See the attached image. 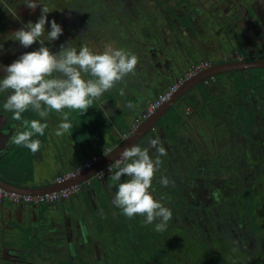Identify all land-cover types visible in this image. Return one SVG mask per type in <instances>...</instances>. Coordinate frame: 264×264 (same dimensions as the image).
I'll list each match as a JSON object with an SVG mask.
<instances>
[{
  "label": "flooded vegetation",
  "instance_id": "obj_1",
  "mask_svg": "<svg viewBox=\"0 0 264 264\" xmlns=\"http://www.w3.org/2000/svg\"><path fill=\"white\" fill-rule=\"evenodd\" d=\"M13 1L0 0V7ZM131 1L137 4L136 12L132 13L135 19L128 20L134 25L135 37L124 35L128 23L119 16L123 9L121 0H84L79 1L78 7H72L73 4L67 1L68 7L60 3L59 10L51 11L62 34L55 41H47L50 24H45V36L41 40L53 53L67 44L77 50L82 45L93 49L89 43L93 41L91 34L97 36L110 26L119 32L123 41L130 39L133 54L138 57L135 78L139 80L136 89L140 95L134 96L145 107L143 112L161 91L179 76L194 70L196 65H201V69L220 64L234 67L235 70L215 75L212 81L208 79L205 84L210 85L209 91H204L202 83H198L185 92L187 96L176 99L169 107L171 110L167 109L145 137L143 147L148 146L150 138L158 136L168 152L164 161L168 162L169 172L163 176L175 184V189H170L168 197L159 201L174 207V217L167 230L158 233L155 222L145 225L140 215L129 219L122 211H115L109 204L104 184L116 171L114 166L103 178L94 176L93 179L97 182L93 189L101 188L100 200L109 204V214L104 211L103 219L97 220L100 232L95 234L80 218L78 205L63 204L71 195L41 204L42 210L27 207L24 213L12 209L13 205L22 202L0 199V264H125L128 254L133 252L139 258L137 264H171L167 251L169 253L178 243L177 239L189 247L175 264H264V236L253 237L249 227L248 234L245 223L239 219H245L246 215L240 212L230 216L222 205L223 197L239 199V196L243 197L240 193L247 189L252 193L253 206L260 208L258 217L264 214V0ZM58 15L65 16L64 20ZM19 24L21 22L16 29L12 24L11 27L0 24L3 29H0L2 66L40 47L39 42H35L24 48L11 39V33L22 27ZM169 30L179 36L178 41L172 40L174 36L168 34ZM170 41L174 50L168 47ZM105 47L102 44L99 50L103 51ZM5 75L0 67V79ZM178 88L170 96L179 91ZM6 95V91H0V181L8 185H26L35 177L38 183L44 180L43 175L54 173L65 163L58 159L60 137L54 134L61 113L48 109L49 116L45 120L49 127L44 135L32 137L40 141L34 160L44 157L43 163L36 167L31 179L26 180L28 169H21V179H16L18 173L10 159L24 145L12 144L10 138L25 120L21 124L15 123L12 113L4 110ZM101 99L103 103L104 95ZM63 110L70 115V120L72 114L76 116L75 109ZM28 111L33 114L28 121L41 119L31 108ZM132 124L129 132L133 130ZM72 134L75 135L74 131ZM64 141L67 142L66 138ZM215 162H219L220 170L215 167ZM189 173H196L198 178L190 179ZM217 189L221 193L219 199L212 196ZM151 192L155 198L156 194ZM190 208L192 216L202 225L199 238L198 234L193 235L195 230L189 232L188 228L175 233L176 228L187 225L196 229L188 212ZM217 215L220 219H214ZM262 219L263 222L256 218L259 224L264 223ZM129 221L141 232L134 239L120 231L129 229ZM201 240L210 251L209 255H205ZM159 244L161 248L167 247L166 253L149 254V250L158 253L155 250L159 249ZM94 248L100 250L93 252ZM252 254L254 258L250 257Z\"/></svg>",
  "mask_w": 264,
  "mask_h": 264
},
{
  "label": "clouds",
  "instance_id": "obj_2",
  "mask_svg": "<svg viewBox=\"0 0 264 264\" xmlns=\"http://www.w3.org/2000/svg\"><path fill=\"white\" fill-rule=\"evenodd\" d=\"M23 3L32 10L41 6V15L35 23L29 21L11 33L10 37L24 48L35 42H39L40 47L23 53L7 66L0 65L6 72L0 79V91L7 92L3 108L12 113L13 120L20 121L21 114L29 108L41 118L23 121L22 127L16 128L10 138L14 144L38 152L40 141L32 137L34 134L44 135L49 127L45 120L49 116L48 109L61 113L54 134L63 136L73 125L68 122V113L62 110H80V115L86 112L93 100H99L105 92L122 83L126 76L135 73L138 57L126 49L111 45L102 52H94L86 45L77 50L67 44L61 45L60 50L53 53L44 46L41 37L45 36V24L49 23L50 31L46 39L55 41L62 34L61 26L55 20H47L49 12L39 0H24ZM124 94V89L120 88L119 95ZM150 149L157 153L155 158L150 156ZM164 156H167V150L158 136L150 138L147 147H126L117 158V170L111 177L116 185L111 203L129 219L140 215L145 225L155 222L157 232L166 231L173 219L171 209L156 200L150 191L153 178L162 164L160 157ZM122 176L127 179L121 182ZM159 183L167 187L170 181L166 176H161ZM220 195L219 189L212 193L217 199Z\"/></svg>",
  "mask_w": 264,
  "mask_h": 264
},
{
  "label": "crops",
  "instance_id": "obj_3",
  "mask_svg": "<svg viewBox=\"0 0 264 264\" xmlns=\"http://www.w3.org/2000/svg\"><path fill=\"white\" fill-rule=\"evenodd\" d=\"M10 12V11H8ZM12 14V12H10ZM136 82H139V80H137L135 78V73L134 74H129L128 76H126L124 78V81L122 83H118L113 89H111L110 91H107L106 93H104V100L103 103L100 107V112L98 111V115L96 116V112L94 111V109L89 110L88 113L93 116L94 118H90V117H85V116H81V121H83L84 126H86V130L82 127H74V122H80V121H75L74 119H76L75 117L77 116V110H76V116H73V114L71 115V120H70V115H69V120L68 122L71 123L73 125L72 128H70L71 133L74 134L73 137L75 139V142H79V138H78V132H76L77 128L80 131H85V132H89L88 136H86V143L84 145V148L80 149V155H77L76 153L74 154L73 152H70V158L68 160H65L66 162L63 163V165H61V167H58V170H55L53 174V178L58 175L63 173L64 171H67L71 168H73L74 166H76L77 164H79L81 161H83V159L88 158L90 155L99 152L101 149H103L106 146H110V147H115L114 144L116 142V138H118L119 134L121 132H124L126 130L130 129V125L131 123L135 122L134 119L136 117H138L139 114H141L143 112V110L145 109V107H143V105L140 104V100H138V98H136L134 95L139 96L140 91L138 92V90L136 89ZM123 88L125 94L123 96L119 95V89ZM138 92V93H136ZM93 103L96 104V102L93 100ZM132 104L133 108H130L128 105ZM94 108H96L95 106H93ZM63 112H66L65 110H63ZM59 115V114H58ZM32 118L33 114L30 111H25L24 113L21 114V120H26L28 118ZM58 117V116H57ZM91 120L93 122H91ZM88 122L90 123V125L88 124ZM112 123V124H111ZM100 125H102V128H100ZM133 125V124H132ZM113 126H115L117 128L118 133L114 131ZM86 133V134H87ZM89 138H92V140H89ZM101 146V147H100ZM22 150L17 151L18 153H16L15 158H11L10 159V164L12 165V167L15 169V165L18 164V167H16V173H18V176L15 175L16 179H21L20 176V170L21 169H28L29 170V176L26 180L31 179L32 173L35 172L37 170L36 167H38V165L40 163H43V161L45 160V158L43 157L41 160H34L35 156L38 154L37 152H32L30 149H28L27 147H23L21 148ZM151 154H156L153 150L149 153ZM168 154V152H167ZM15 155V154H14ZM157 155V154H156ZM153 158H155V156ZM83 157V158H82ZM15 159H18L16 161H14ZM25 159H27V162L25 161ZM29 159V161H28ZM33 159V161H32ZM160 159L162 160V164L160 166V170L155 174L153 181H152V188L150 189V191H153L156 194V199L159 201H162V198H167L168 194L167 192H170L171 190L175 189V184L170 181L169 185L167 187H162L159 183V179L161 176H163L164 173L169 172V167L166 168L168 162L164 161V157H160ZM15 162V164H14ZM31 163V165H30ZM67 164V165H66ZM117 170V169H116ZM44 172V171H43ZM50 174V175H52ZM114 174L111 173L109 176V180L108 181H104L105 184V188H106V193L109 196V204L112 208L115 209V211H118L121 213V209L118 207H115L111 201L114 197V193L116 191V185L115 183L112 181L111 177ZM45 177H48L49 175L46 176L43 175ZM52 178V179H53ZM95 177H89V181L90 179H94ZM168 178V177H167ZM127 179L126 176H122L121 177V182ZM169 179V178H168ZM45 181V180H43ZM42 181V182H43ZM86 181V180H84ZM79 182L80 185V189L76 192H73L71 194V196L69 197L70 200L68 201H64L63 204H65L67 206L70 205H74L78 207L77 208H81V212H79V216L80 218H82L83 222L85 223L86 227L88 226V229L90 230V232L92 234H95V232H100V225L98 223L97 220H99V218L103 219V212L105 211L107 214L109 207L104 200H98L97 204L95 205V207H92L90 205V200H89V194H90V190L94 187L96 188L97 185L94 184L86 186L88 188H86L85 191H82L83 185L86 184V182ZM118 183V182H117ZM76 184V183H75ZM72 185V184H71ZM111 198V199H110ZM164 205L166 207H168L169 209H171V211L173 212V217H174V207L169 205L168 203H164ZM96 218V219H95ZM91 219H92V223H91ZM151 225V224H150ZM102 231V230H101ZM119 231V230H118ZM118 235L121 236V233H127L126 229L120 230L118 232ZM86 247V246H85ZM100 249H92L93 252L95 251H99Z\"/></svg>",
  "mask_w": 264,
  "mask_h": 264
},
{
  "label": "rangeland",
  "instance_id": "obj_4",
  "mask_svg": "<svg viewBox=\"0 0 264 264\" xmlns=\"http://www.w3.org/2000/svg\"><path fill=\"white\" fill-rule=\"evenodd\" d=\"M67 1L70 5L73 4L72 7H78V5H80L81 1L84 2V0H79L80 2L79 1L74 2V0H39V3L41 5H43L45 8H47V10L49 12V14L47 15V20L52 21V20H55V18H56L55 16H52V12L59 10V4L60 3L62 5L67 6L66 5ZM23 2H24V0H14L12 3H9L7 5L3 4L4 6L0 7V24H1V26H4V27L10 26L11 27V24H12L13 28L16 29L18 27V23H20V22H21V24H19V25L24 26L29 21H31L33 23H35L37 21V19L41 15V6H38L35 10H32L30 8H27ZM5 3H7V2H5ZM121 7L123 9L120 11L121 15H119V16H120V18L125 19L124 22L128 23L126 29L123 30L124 35H126V37L128 36V38H129V36L135 37L134 36L135 29L133 27L134 25L128 20H129V18L135 19V15H132V13L136 12L137 4H134L131 0H121ZM70 9H73V8H69V10ZM69 10H68V12H69ZM8 11L12 12V15ZM67 14H70V13H67ZM13 17L15 20L13 19ZM60 17H61V19L64 20L65 16H59V18ZM46 24H49V23H46ZM107 27H108V25H105V28H107ZM2 30L3 29H1V31ZM5 31H7V30H5ZM91 35L93 37V41L91 40L89 43L94 46V47L92 46L93 47L92 50L94 52H102L101 50H99V48H101V45L103 44L105 46L111 45L114 48H123V49H126L129 52L133 53V50H132L133 44L131 43V40L129 39L130 42L128 40L123 41L120 37L119 32H116V30L113 29L111 26L109 27L108 30H104V31L101 30V32L98 33L97 36H95V34H91ZM92 104L90 105L89 109H87V111L81 115H83L85 117L88 116L90 118H94L93 116H91L88 113L89 110L94 109V111L96 112V116H97L98 111L96 108L93 107V106H95V103H92ZM77 113L80 115V110H77ZM169 117L170 116H168V118ZM88 124L90 125L89 122H88ZM211 150H213V148ZM153 151L155 152V150H153ZM156 154H151L150 156L154 157V155H156ZM15 157H17V156L15 155L13 158H15ZM16 160H18V159H15L14 161H16ZM25 161L27 162V159H25ZM28 161H29V159H28ZM14 164H15V162H14ZM30 165H31V163H30ZM16 167H18V164L15 165V169H16ZM215 167L220 170L219 162H215ZM189 178L190 179H193V178L197 179L198 175L196 173H191ZM91 183H92V185H94L97 182L95 180L90 179V181L88 183L83 185L82 191H85L86 188H88L86 186L91 185ZM240 194H243L242 195L243 197L239 196V199L234 198L233 196L223 197L225 199L222 200V203H223L222 205L227 208V210H226L227 214L230 216L235 214V213L237 214V213L243 212L246 215V218H245L246 220L243 219L242 217H239V219L245 223V228H246L248 234L250 232H252L253 233L252 236L255 238H257L258 236L263 237L264 236V223L262 224L261 222H263L262 218H264V214H262L263 217H260V215L258 217V214H260V208L258 206L254 207L252 202L250 201V195L252 194L250 192V190L245 189V192H242ZM191 211H192L191 208L188 209V212H190V214H191ZM186 212L187 211H185L184 213H186ZM219 214H220V212L218 211V215ZM218 215L214 216V219H220V216H218ZM191 216H192V214H191ZM192 218L194 219L192 223H194L196 229L191 225L190 226L187 225L185 227L176 228L175 233H177V232L180 233L185 228H188L190 230L189 232L195 230L193 235L198 234V238H199V235L202 233V231H201L202 225L199 221H197V219H195V217L192 216ZM256 218L259 221H261L260 224L257 222ZM133 219H135V218H133ZM218 221H221V220H218ZM129 222H130V227H128L129 229L127 230L126 235L128 236L129 239H134L135 237L138 236V234H141V232L137 229V227L132 225L131 221H129ZM248 224H249V226H248ZM248 227L250 228V232L248 230ZM158 233H160V232H158ZM142 237L143 238L145 237L144 234H142ZM177 240H178V243H175V246H173L172 249H170V252L168 253V251H167V256L170 259L171 264L177 263V261H179L181 259L182 253L187 251V249L189 247L186 243L183 242V240L182 241H180L179 239H177ZM185 240H187V239H184V241ZM201 241L203 243L202 246H203V249L205 250V255H209L210 251H208V249H205L206 246H205L203 240H201ZM160 244H159V249L155 250L156 252L158 251V253H154L152 250H149L148 251L149 254H153V255L159 254V256H160L162 253L163 254L166 253L165 249L167 247L161 248ZM162 250H163V252H162ZM257 250H254V252ZM250 257L254 258V254H252ZM127 259H128V261L125 264H137V260L139 261V258H137V255L135 252H133L132 254H128ZM191 262L193 263V259H191Z\"/></svg>",
  "mask_w": 264,
  "mask_h": 264
},
{
  "label": "water",
  "instance_id": "obj_5",
  "mask_svg": "<svg viewBox=\"0 0 264 264\" xmlns=\"http://www.w3.org/2000/svg\"><path fill=\"white\" fill-rule=\"evenodd\" d=\"M136 34V33H135ZM168 34H172L173 32L169 30ZM166 36V34L164 35ZM174 38L173 41H178L179 36L176 35V33L173 35ZM172 41L169 42L168 47L171 50H174L172 46ZM226 64H220V65H211L207 66L203 69H200L195 75L189 77L184 81L182 85L179 86V91L175 92L172 96H170L165 102H163L148 118H146L138 127L131 132L129 130H126L124 132L118 133L119 130L115 126H113V129L115 132L119 134L118 138H116V142L114 144L115 147H113L112 151L101 158L99 161L94 163L92 167L86 169L83 173L78 174L72 179L63 181L61 183H53L52 182V175H49L48 177H44L43 180H40L38 183L35 177H33L30 182L26 185H14V184H6L0 181V187L7 189L9 191H15L18 193H31V194H38V193H44L46 191H53L58 190L61 188H65L71 184L79 183L84 180H87L89 177H93V175L104 168L107 164L111 163L114 159H116L120 153L126 148L131 147L135 144H137L140 147H143L145 137L147 136L148 132L154 128V124L164 115V113L167 111V109L174 104V101L176 99H179L180 96L184 95L187 96L185 92L190 90L193 86L197 85L198 83H202V89L204 91L210 90V85L206 86L205 82L210 79L211 81L214 79V76L220 73L228 72L227 70H235L234 67L228 68L225 66ZM96 102L95 106L96 109L100 112V107L102 105V99L94 100ZM129 106V105H128ZM130 108L134 109L132 104H130ZM101 113V112H100ZM81 116L77 114L75 121L80 122H74V127L82 126L86 130V126H84L83 119H81ZM28 121V119H27ZM91 122H93L91 120ZM15 123L21 124V121H15ZM11 124V123H10ZM9 124V125H10ZM112 124V123H111ZM100 128H102V125H100ZM78 132V138L79 142H75V139L73 137V134L71 133V130L69 129V132L64 134L63 136H60L59 138V155L58 159H60L62 162H66L65 160L69 159L70 152L76 153L77 155H80V149L84 148V145L86 143V136H88L89 132L80 131L78 128L76 130ZM87 133V134H86ZM64 138H66L67 142L64 141ZM89 140H92V138H89ZM13 144V143H12ZM83 158V157H82ZM43 181V182H42ZM101 192L100 189H91L89 194V200L90 205L92 207H95L97 204V201L101 198ZM33 209L36 210L41 209V204H25L21 203L17 206L13 205L12 209H19L21 213L25 212V209ZM66 207V206H65Z\"/></svg>",
  "mask_w": 264,
  "mask_h": 264
},
{
  "label": "built area",
  "instance_id": "obj_6",
  "mask_svg": "<svg viewBox=\"0 0 264 264\" xmlns=\"http://www.w3.org/2000/svg\"><path fill=\"white\" fill-rule=\"evenodd\" d=\"M201 65H196L194 70L187 71L183 75L179 76L166 90L161 92L154 100H152L147 106L146 110L142 113L139 119L135 120L132 125L133 130L138 127V124L143 120L148 118L166 99L170 96L172 92L175 91L177 87L182 85L186 79H188L194 72L201 69ZM133 146H138L137 144ZM113 147L106 146L101 149L99 152L90 155L88 158L83 159L79 164L74 166L73 168L64 171L61 174L56 175L53 179V183H61L63 181L69 180L77 176L78 174L83 173L86 169L92 167L94 163L99 161L101 158L106 156L112 151ZM119 157V156H118ZM117 157V158H118ZM116 159H114L111 163L107 164L104 168L96 172L94 176L98 178H103L106 173L113 169ZM86 183L89 182V178L84 181ZM80 183L69 185L65 188H61L53 191H46L44 193L31 194V193H18L15 191H9L0 187V199L8 198L13 202H22L26 204H44L50 203L61 199L68 198L73 192H76L80 189Z\"/></svg>",
  "mask_w": 264,
  "mask_h": 264
},
{
  "label": "bare ground",
  "instance_id": "obj_7",
  "mask_svg": "<svg viewBox=\"0 0 264 264\" xmlns=\"http://www.w3.org/2000/svg\"><path fill=\"white\" fill-rule=\"evenodd\" d=\"M205 66H207L206 64H205ZM194 74V73H193ZM218 76V75H217ZM210 81V80H209ZM195 87V86H194ZM162 92V91H161ZM167 100V99H166ZM170 109V108H169ZM167 112V111H166ZM146 139V138H145ZM2 179V178H1ZM14 203V202H13Z\"/></svg>",
  "mask_w": 264,
  "mask_h": 264
}]
</instances>
